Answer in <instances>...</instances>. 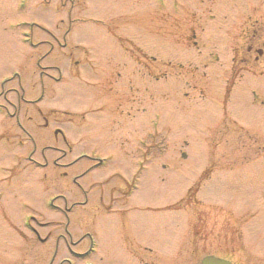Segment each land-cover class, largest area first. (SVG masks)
<instances>
[{"label":"rangeland","instance_id":"rangeland-1","mask_svg":"<svg viewBox=\"0 0 264 264\" xmlns=\"http://www.w3.org/2000/svg\"><path fill=\"white\" fill-rule=\"evenodd\" d=\"M62 34L67 48L59 47ZM118 35L139 62L134 105L140 125L155 117L154 128L144 126L137 139L121 126L102 130L107 111L96 114L94 107L88 116L101 89L85 85L84 74L100 78L107 56H123L114 40ZM263 41L264 0H0V196L8 211L5 220L0 216V264H47L54 237L68 232L72 240H83L71 245L75 251L92 247L88 259L94 264H129L127 246L138 242L155 249L156 262L196 264L212 252L207 242L216 233L233 237L232 263L264 264V54L256 65L237 59L248 46L254 55ZM69 47L72 56L66 55ZM87 57L98 62V72L82 71ZM74 59L77 68L69 69ZM43 116L48 127L41 126ZM88 124L97 125L95 133L87 131ZM57 125L68 139V145L58 143L67 152L62 163L84 153L107 157L105 166L79 180L94 202L78 204L70 218L50 198L62 194L68 205L82 201L71 177L89 161L79 157L72 166L56 167L52 158L58 153L50 150L44 151V168L28 159L31 154L44 160L40 149L52 144ZM136 151H154L156 171L147 177L140 172L138 180L146 181L129 193V203L122 199V180L133 177L124 170ZM226 167L230 172L218 174ZM202 183L207 193L197 191ZM99 195L109 196L103 205L120 196L116 204L130 212L103 216ZM56 202L62 205L63 199ZM24 217L41 230L43 243L34 240ZM192 224L196 236L178 252L183 229ZM21 232L27 237L22 255L14 236ZM57 247V259L74 260L62 239Z\"/></svg>","mask_w":264,"mask_h":264},{"label":"flooded vegetation","instance_id":"flooded-vegetation-1","mask_svg":"<svg viewBox=\"0 0 264 264\" xmlns=\"http://www.w3.org/2000/svg\"><path fill=\"white\" fill-rule=\"evenodd\" d=\"M69 30H70V27L68 26V29H66L64 33H68ZM67 39H68L67 35L62 34L61 38L58 39V44L63 48H67L68 47ZM114 40H116V43L119 44V47L121 49V53L123 54V56H121L119 59H116V57L107 56L105 59L106 67L104 70H102L100 78L96 77L95 75L86 77L87 73L85 74V85L89 87L98 86L101 89L100 95H99V98H100L99 102L96 104H91V106H89L90 112L88 111V116H90V114H94L93 112L94 107H96V111H97L96 114L99 112L104 114L105 113L104 111H107L109 115H107L106 113L105 114L108 116V122L103 123V125L99 124V127L102 130L105 128H108V129L113 128L112 126H115V128L117 129L118 127L121 126V129L123 130V132L126 130L125 131L126 133L130 132L131 135L137 139L138 134H140L141 128H144V126L153 128L154 119H153V115L151 117L149 116L147 118V122H143V124L140 125V122H139L140 115L138 114L139 107L134 105L138 103V92H139V66L138 64L139 62H138L137 57L135 56L136 54L133 51L131 52L127 51V48H125L124 46V39L121 35L116 36ZM131 43H132V46L135 45V48H139L138 41L136 40V38H133ZM72 53L73 51L71 47H69L67 55H71ZM263 54H264V41L261 47H256L254 55L251 53V46H248L247 51H244L243 54L240 53L242 57L239 56L237 59L240 60L239 63L244 64V65L251 64V63H254L256 65L261 61ZM150 59L154 61L155 57L150 56ZM74 63L77 64L78 61L74 60L72 65ZM97 63L98 62L93 57H87L85 60L84 69L86 71L88 70L94 73L95 71H97V67H96ZM51 68H57V67L52 66ZM147 69H148L147 71L148 74H151L152 71L150 70V67L149 68L147 67ZM232 71H233L232 75H234L235 70L233 69ZM148 87H149L148 93L150 94L151 99H152L154 96V91H153L154 87L153 85H151V87L150 86ZM35 100L36 99H25L24 102H34ZM9 103L12 104L10 101ZM124 105L126 108L123 107ZM150 105H149V108H150ZM149 108L146 112L150 111ZM92 123H95V122H92ZM58 125L53 127L50 133L53 138L52 144H44L42 148L40 149L44 160L38 161V160L33 159L32 157H29V159L36 166H39L40 168H44L48 164V159L44 156V151L50 150V151H54L58 153L57 156L52 158V164L56 167L72 166L78 161L79 157L80 159H86L87 161H89V163L86 165L84 170H82V172L74 174L71 177V181L75 185H78V187L83 191V195H84L83 202L76 201V202H71L70 205H68L66 198L60 194L51 198V204L53 208H55L58 212H61L66 217H69L73 208L77 206L78 204H81V203L85 205L90 204L91 206V203L94 202L92 201V197L88 196V194L86 193L87 191H84L81 188V184L79 180L85 175H87L89 172L96 171L97 169L100 170L101 167L105 166L106 165L105 161L107 160V157L102 158L98 156L89 155L88 153H84V154H81L79 157H77L78 159L74 158L66 163H62L60 159L65 158L67 152L65 149L59 147L58 143L60 141L61 143L68 145V139L64 136V133L60 130ZM41 126L48 127V121H47L46 116H43V122L41 123ZM86 126H87L86 129L89 132L92 131L95 133V131L97 130V125L95 126L94 124H88ZM19 127L21 129H24L21 125V121H20ZM21 142L22 141L20 139L19 141H17V143H21ZM68 151H71L70 146H68ZM112 157L113 155H110V159H112ZM131 158L133 159L130 161V163L128 164L127 162L125 164L124 171L129 172L128 174H132L133 177L131 179H126V180L123 179L124 181L122 180V182H124L125 185L127 184V186L125 187L123 191L122 199L124 198V196H126L125 200L129 201V203L130 202L132 203L134 200L133 195L128 196L129 193L133 192V189H136V190H138V188L140 189V187H142V184L146 181L145 179L138 180L140 176V172L143 173L142 177L144 176L147 177L149 173L152 174V172H154L155 174V171H156L154 151H142L141 153L136 151L135 157L133 155ZM141 164H142V169H140ZM161 166L164 168L166 167V164L162 163ZM230 170L231 169L229 167H226L223 170H218L217 172L218 174H224V173L230 172ZM208 172L209 170L206 169V172L204 171L203 175H207ZM195 183L196 182H192L191 185H194ZM195 187L197 188V191L200 189L201 193H207L206 189H209V187L204 185V183H202L201 185L200 184L196 185ZM121 189L123 190L122 186H121ZM108 197L109 196L107 195L98 196V200L100 201L99 203L101 206V212L103 216L108 215L107 218L115 214L123 216V214H127L130 212V211H123V205L121 206L120 203H119L120 206L116 204V202L119 199H121L120 196L117 198H114L112 196L108 200L107 204L103 205L104 200L107 199ZM59 198L63 199L64 201L63 203H65L63 206H61L60 203L56 202V199H59ZM2 199L4 200L6 198H2L0 196V216H2L5 220L6 216L8 215V211L4 207L5 201H2ZM1 205H3V207ZM147 209L148 211L155 210L154 207H150V206ZM33 230H34V234L32 235V237L34 238V240L43 243L46 240V238L42 237L41 230H39L38 228H33ZM196 232L197 230L195 228V224H192L191 226H188L185 229H183L182 237L180 240L181 243L177 246L178 252L181 251L182 249H185L188 244L191 245V242H193L192 238L193 236H196ZM85 235H88V234H85ZM14 236L15 237L17 236L16 238H18V244H17L18 246L17 248L19 249L18 251L20 252L21 255L22 253L26 254L27 237L25 233L23 232L22 234H19V235L16 234ZM211 236H212V239H211L212 241L210 242L208 241L207 246H209L213 250L212 252L206 253V255L213 254L215 256L222 257L224 259L231 261L230 257L231 256L233 257L236 252L233 237L230 234H223V233L221 234L216 233L215 235L212 234ZM62 238L65 244H67L68 249L69 250L71 249L72 251H74L73 252L74 260H71V258H68V257L57 259V256L59 254V250L57 246L59 245ZM55 239H56V246L54 245L55 248L53 249L49 257L47 264H78V262L80 261H77L76 257L78 258L83 257L84 261L82 264H94L91 260L88 259V256L90 253L89 252L90 247L87 246V248L84 249V251L82 252L81 251L76 252L71 247L72 244L75 245V242L78 239H80L77 241L78 243L82 242L83 241L82 238H78L77 240H72V235L70 232H68L67 237H65L64 234L57 233L56 236L54 237V240ZM127 247H129V250H131V254L133 256L132 257L133 260H131L129 264H183V263H180L179 260H168V261L160 260L159 262H156L153 258L155 255V249L150 244L145 243V242H142V243L138 242L136 246H133V245L131 246V244L129 243ZM191 249L194 250L193 247H191ZM19 263H21V260H19ZM236 264H243V262L240 261Z\"/></svg>","mask_w":264,"mask_h":264},{"label":"water","instance_id":"water-1","mask_svg":"<svg viewBox=\"0 0 264 264\" xmlns=\"http://www.w3.org/2000/svg\"><path fill=\"white\" fill-rule=\"evenodd\" d=\"M199 264H230L228 261L214 256H206Z\"/></svg>","mask_w":264,"mask_h":264}]
</instances>
